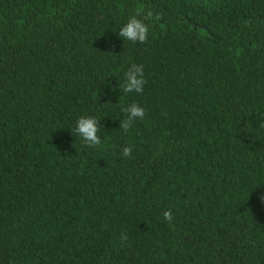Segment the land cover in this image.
<instances>
[{
  "label": "trees",
  "instance_id": "16d2710c",
  "mask_svg": "<svg viewBox=\"0 0 264 264\" xmlns=\"http://www.w3.org/2000/svg\"><path fill=\"white\" fill-rule=\"evenodd\" d=\"M261 194L264 0H0V264H264Z\"/></svg>",
  "mask_w": 264,
  "mask_h": 264
},
{
  "label": "clouds",
  "instance_id": "9594fccd",
  "mask_svg": "<svg viewBox=\"0 0 264 264\" xmlns=\"http://www.w3.org/2000/svg\"><path fill=\"white\" fill-rule=\"evenodd\" d=\"M152 13L149 12L147 16L143 19L138 20L135 17L130 18L127 23L119 30V37L124 40L133 42H144L148 27L143 22V20L150 19ZM144 84L143 80V69L142 66L132 65L124 73V82L122 84V89L124 93L135 92L137 94L142 92V87ZM126 119L121 124V127L125 130L128 126L137 119H142L144 117V109L137 106V104H129L125 109ZM98 132V121L92 116H81L76 119L73 127L70 129V134L79 137L86 145L89 147L99 145L101 143L100 137L97 135ZM123 155L128 156L131 149L129 147L123 148ZM259 199L264 203V194L259 196ZM163 217L165 220H170V211H164Z\"/></svg>",
  "mask_w": 264,
  "mask_h": 264
}]
</instances>
